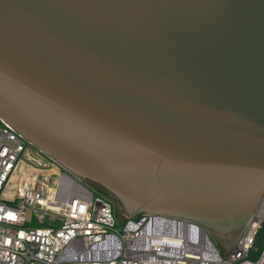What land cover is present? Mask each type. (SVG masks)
Listing matches in <instances>:
<instances>
[{
	"label": "water",
	"instance_id": "water-1",
	"mask_svg": "<svg viewBox=\"0 0 264 264\" xmlns=\"http://www.w3.org/2000/svg\"><path fill=\"white\" fill-rule=\"evenodd\" d=\"M0 118L226 260L264 195V0H0ZM249 200L237 233L205 222ZM263 250L264 213L240 261Z\"/></svg>",
	"mask_w": 264,
	"mask_h": 264
},
{
	"label": "built area",
	"instance_id": "built-area-1",
	"mask_svg": "<svg viewBox=\"0 0 264 264\" xmlns=\"http://www.w3.org/2000/svg\"><path fill=\"white\" fill-rule=\"evenodd\" d=\"M24 161L37 174L23 178L6 199ZM51 165L0 120V264H264V250L256 263L240 261L259 227L264 198L224 260L207 232L187 221L144 215L117 228L108 200L65 172L50 173ZM28 209L39 226L27 225ZM46 218L51 224H43Z\"/></svg>",
	"mask_w": 264,
	"mask_h": 264
},
{
	"label": "rangeland",
	"instance_id": "rangeland-1",
	"mask_svg": "<svg viewBox=\"0 0 264 264\" xmlns=\"http://www.w3.org/2000/svg\"><path fill=\"white\" fill-rule=\"evenodd\" d=\"M2 121H3V120H2ZM3 122H4V121H3ZM14 131H15V130H14ZM15 132H16V131H15ZM16 133H17V132H16ZM25 140H26V141L28 142V144L31 146V148H32L33 151L36 150V151L40 152L42 155H44V157H46V158L52 160V165H53V166L51 165V168L48 169L50 173L53 174V172H58V174H59V171H60V172H61V171H62V172H65L68 176H70L71 178L76 179V181H78V182H80L81 184H83V186H85L87 189H89V190H91L92 192L98 194V195L101 196L102 198H105L106 200H108V201L113 205V208H114V211H115L116 227H117V228H120V227H121V224H122L125 220H127V219H131L130 217H126V215L123 214V212L121 211L122 204H121V201H120V200H118L117 198H115V197H113V196H111V195H109V194H107V193H105V192H103V191H101V190L95 188V187H92V186L88 185V184L85 183L83 180H81L79 177H77V176L74 175L72 172H70L68 169H66L64 166H62L60 163H58L56 160H54L52 157H50L48 154H46L44 151H42L40 148H38L36 145H34L32 142H30V141L27 140V139H25ZM20 167H21L22 169H19V168H18V169L15 171V173H14L13 176H12V179L9 181V183H8L7 186H6V189H5L4 194H6V191H7V190H8V192L10 193V195H8V197H7L6 199H10V197H13V196L16 194V189H17V187H18V185H19V182H20L23 178H26V177H28V176H31V175L37 174V171H35L34 169L30 168L31 166H28V164H27L25 161L20 163ZM52 167H53V170H52ZM26 168H27V170H26ZM52 171H53V172H52ZM49 172H46V173L48 174ZM53 179H54V177H52V178L50 179V182H49L50 185L55 184V183L53 182ZM52 182H53V183H52ZM263 198H264V195H263V197L261 198V200H260L258 206H259L260 203L262 202ZM258 206H257V207H258ZM256 209H257V208H256ZM255 211H256V210H255ZM253 214H254V213H253ZM142 216H144V215H142ZM142 216H140V217H142ZM159 216H161V215H159ZM140 217H139V218H140ZM164 217H167V216H164ZM136 218H138V216H137V215H134V219H136ZM167 218H171V217H167ZM171 219H174V218H171ZM177 220H179V219H177ZM26 223H27L28 226H32V227H35V226H39V225H40L39 221H37V220L34 218V215H33V212H32L31 209H28V210L26 211ZM190 223H192V222H190ZM43 224H45V225H49V224H51V220H50L49 218H46V219H44ZM193 224H195V223H193ZM195 225L199 226L198 224H195ZM199 227L207 232V234H208L209 238L211 239L213 245L217 248V250H218L219 253H220V250L218 249L217 245H215L214 240H213V238L210 236V234L208 233V231H207L205 228L201 227V226H199ZM241 236H242V234H241ZM241 236H240V238H241ZM240 238H239V240H240ZM239 240H238V242H239ZM238 242H237V244H238ZM237 244H235V245L233 246V249H232L231 253H232L233 250L236 248ZM229 254H230V253H229Z\"/></svg>",
	"mask_w": 264,
	"mask_h": 264
},
{
	"label": "flooded vegetation",
	"instance_id": "flooded-vegetation-1",
	"mask_svg": "<svg viewBox=\"0 0 264 264\" xmlns=\"http://www.w3.org/2000/svg\"><path fill=\"white\" fill-rule=\"evenodd\" d=\"M252 192L253 190L251 191L250 189L245 194L252 195ZM237 206L238 208L234 210L229 209L224 211L212 212L210 213V215H208V221L205 222L214 225V222L216 221V224L218 225L217 227L223 232L225 236L233 235L243 228V225L245 224L246 219L249 213L251 212V209L254 207V202L251 200L243 203L240 202V205L238 203ZM183 214L192 216V214H188V213H183ZM193 217H198V216H193ZM198 219L200 218L198 217Z\"/></svg>",
	"mask_w": 264,
	"mask_h": 264
},
{
	"label": "crops",
	"instance_id": "crops-1",
	"mask_svg": "<svg viewBox=\"0 0 264 264\" xmlns=\"http://www.w3.org/2000/svg\"><path fill=\"white\" fill-rule=\"evenodd\" d=\"M0 120H2L1 118H0ZM21 168V167H20ZM22 169V168H21ZM26 170H27V168H26Z\"/></svg>",
	"mask_w": 264,
	"mask_h": 264
}]
</instances>
